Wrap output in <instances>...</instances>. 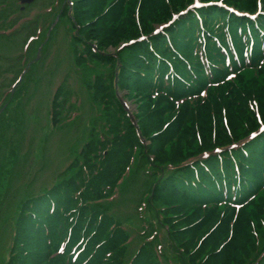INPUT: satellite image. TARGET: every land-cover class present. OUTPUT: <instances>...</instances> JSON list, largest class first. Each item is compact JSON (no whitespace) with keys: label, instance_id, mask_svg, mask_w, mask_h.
<instances>
[{"label":"trees","instance_id":"trees-1","mask_svg":"<svg viewBox=\"0 0 264 264\" xmlns=\"http://www.w3.org/2000/svg\"><path fill=\"white\" fill-rule=\"evenodd\" d=\"M7 1L3 38L20 19ZM65 1L58 24L97 126L62 177L4 208L0 264H161L162 246L148 248L160 234L144 235L127 257L130 237L103 206L135 163L154 169L147 203L182 264H264V133L247 140L264 124V14L242 19L217 6L191 8L195 0ZM199 1L264 11V0ZM61 89L48 115L55 127ZM121 92L134 96L133 120Z\"/></svg>","mask_w":264,"mask_h":264},{"label":"rangeland","instance_id":"rangeland-1","mask_svg":"<svg viewBox=\"0 0 264 264\" xmlns=\"http://www.w3.org/2000/svg\"><path fill=\"white\" fill-rule=\"evenodd\" d=\"M28 2L8 0L4 4L5 10L9 6L20 19L5 33L14 36L0 37V98L3 101L0 109V193L5 185L4 176H11L8 188L0 200L1 239L5 236L4 227L1 226L4 221L2 216L9 214L8 210L4 213V208L8 205H13V208L23 198L39 193L62 177L66 166L74 159V152L79 151L86 141L92 126L94 129L97 126V123L91 125L95 116L90 95L79 85L80 74L72 66L71 49L66 46L69 39L66 25L62 27L58 24L59 21H65L60 16L61 0ZM68 2L66 0L65 4L68 5ZM50 8L54 10L52 18L47 13ZM132 9L138 19L137 1ZM38 25L42 28L40 32L39 27L35 29ZM38 32L39 38L33 42ZM30 36L33 39L26 42V45L33 43L24 49L23 44ZM23 69L25 72L21 82L8 96ZM90 75L91 72L86 70L83 83L91 80ZM59 84L64 93L61 98L63 108L58 115L60 123L55 127L48 123V115L52 93ZM122 95L128 97L123 99ZM118 96L130 114L137 113L134 96L126 92L118 93ZM67 113L68 117L70 114L74 117L73 122L64 118ZM165 150L168 152L170 147ZM71 172L67 171L66 175ZM153 172V168L145 169L135 163L120 182L115 197L105 200L103 206L123 225L130 237L127 257L136 252L144 235L150 236L156 231L160 234V240L152 239L148 248L156 249L157 243L162 246V249H156L161 254L159 262L182 264L176 255L180 253L174 252L169 236L160 225L157 207L147 203ZM181 217L179 215V219ZM5 249L4 243L2 248L0 245L1 254Z\"/></svg>","mask_w":264,"mask_h":264}]
</instances>
